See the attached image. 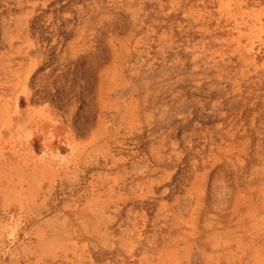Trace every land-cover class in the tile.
Returning <instances> with one entry per match:
<instances>
[{
  "label": "rangeland",
  "instance_id": "obj_1",
  "mask_svg": "<svg viewBox=\"0 0 264 264\" xmlns=\"http://www.w3.org/2000/svg\"><path fill=\"white\" fill-rule=\"evenodd\" d=\"M0 264H264V0H0Z\"/></svg>",
  "mask_w": 264,
  "mask_h": 264
}]
</instances>
